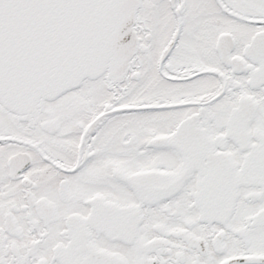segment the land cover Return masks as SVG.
<instances>
[{"label":"snow or ice","instance_id":"6c2138e0","mask_svg":"<svg viewBox=\"0 0 264 264\" xmlns=\"http://www.w3.org/2000/svg\"><path fill=\"white\" fill-rule=\"evenodd\" d=\"M0 264H264V0H0Z\"/></svg>","mask_w":264,"mask_h":264}]
</instances>
